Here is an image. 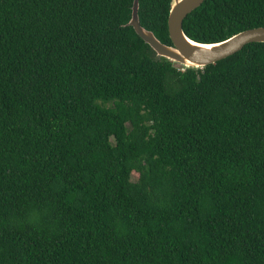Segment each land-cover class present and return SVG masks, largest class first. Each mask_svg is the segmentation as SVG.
I'll list each match as a JSON object with an SVG mask.
<instances>
[{"label":"trees","instance_id":"trees-1","mask_svg":"<svg viewBox=\"0 0 264 264\" xmlns=\"http://www.w3.org/2000/svg\"><path fill=\"white\" fill-rule=\"evenodd\" d=\"M170 1L137 0L165 46ZM131 4L0 0V264H264V44L178 69ZM255 28L264 0L181 24Z\"/></svg>","mask_w":264,"mask_h":264},{"label":"water","instance_id":"water-1","mask_svg":"<svg viewBox=\"0 0 264 264\" xmlns=\"http://www.w3.org/2000/svg\"><path fill=\"white\" fill-rule=\"evenodd\" d=\"M205 0H171L166 19L170 46L160 44L150 32L139 26L137 0H132L127 26L155 54L183 68L201 69L224 60L248 44H264V28H255L235 34L228 39L210 45L196 44L183 35L181 24L187 15Z\"/></svg>","mask_w":264,"mask_h":264},{"label":"rangeland","instance_id":"rangeland-1","mask_svg":"<svg viewBox=\"0 0 264 264\" xmlns=\"http://www.w3.org/2000/svg\"><path fill=\"white\" fill-rule=\"evenodd\" d=\"M173 66H174L175 68H178V69L181 68L180 66H178V65H176V64H173ZM131 179H132V181H134V180L136 179V176H135V175L132 176Z\"/></svg>","mask_w":264,"mask_h":264}]
</instances>
